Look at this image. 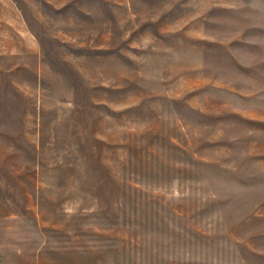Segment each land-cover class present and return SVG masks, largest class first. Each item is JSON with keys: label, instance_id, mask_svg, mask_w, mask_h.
Returning <instances> with one entry per match:
<instances>
[{"label": "rangeland", "instance_id": "374dc122", "mask_svg": "<svg viewBox=\"0 0 264 264\" xmlns=\"http://www.w3.org/2000/svg\"><path fill=\"white\" fill-rule=\"evenodd\" d=\"M0 264H264V0H0Z\"/></svg>", "mask_w": 264, "mask_h": 264}, {"label": "crops", "instance_id": "0c3cea01", "mask_svg": "<svg viewBox=\"0 0 264 264\" xmlns=\"http://www.w3.org/2000/svg\"><path fill=\"white\" fill-rule=\"evenodd\" d=\"M35 54H36L38 57H40V56H39V55H40V49H39V48L36 49Z\"/></svg>", "mask_w": 264, "mask_h": 264}]
</instances>
